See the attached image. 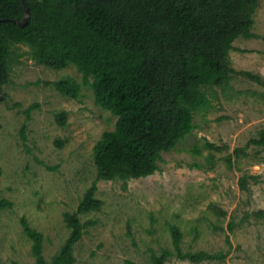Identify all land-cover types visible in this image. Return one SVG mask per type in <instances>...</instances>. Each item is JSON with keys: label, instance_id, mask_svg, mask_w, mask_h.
<instances>
[{"label": "rangeland", "instance_id": "374dc122", "mask_svg": "<svg viewBox=\"0 0 264 264\" xmlns=\"http://www.w3.org/2000/svg\"><path fill=\"white\" fill-rule=\"evenodd\" d=\"M253 20L255 36L237 38L229 53L237 74L224 89L213 88L209 110L194 114L193 130L161 154L157 171L97 181L96 197L103 204L80 216L93 224L74 246V264H151L150 249H172L170 224L181 230L184 251L227 255L199 263L171 257L166 264H264V216L254 215L264 210V147L251 145L239 158L233 154L264 131V87L241 74L264 79V0H258ZM13 50L10 81L0 92L6 95L0 100V198L13 204L0 210V264H35L20 218L43 234L49 261L69 235L63 213L74 211L96 180L93 147L116 118L96 105L87 86L76 100L42 83L63 77L82 83L73 65L55 70L36 64L24 45ZM14 102L22 107L9 108ZM32 104L38 107L26 121L22 110ZM62 111L68 114L63 126L55 119ZM242 177L246 190L239 185Z\"/></svg>", "mask_w": 264, "mask_h": 264}, {"label": "trees", "instance_id": "16d2710c", "mask_svg": "<svg viewBox=\"0 0 264 264\" xmlns=\"http://www.w3.org/2000/svg\"><path fill=\"white\" fill-rule=\"evenodd\" d=\"M0 0V92L10 81L13 48L24 45L30 58L47 68L73 65L82 83L71 77L44 81L60 95L78 99L83 86L90 88L96 105L116 118L93 147L96 180L84 191L77 208L64 212L69 235L48 261L43 256L44 236L23 216L19 222L31 241L35 264H74V246L85 228L80 216L99 211L97 181L145 178L155 173L163 152H169L194 128V114L211 107V91L224 89L236 71L229 53L239 37L250 39L258 0ZM264 87V79L241 72ZM39 84L41 82H35ZM5 98V93L2 94ZM14 102L9 108H21ZM38 107L22 110L29 119ZM67 112L55 113L57 124ZM25 122L20 137L27 140ZM60 143V142H59ZM251 145L264 147V131L251 138L234 156ZM209 149H218L207 143ZM232 157L227 163L231 165ZM247 189L246 178L239 180ZM0 198V210L12 208ZM263 217L264 210L254 213ZM172 249H150L151 264H166L171 257L194 263L224 260L227 253L184 251L183 234L168 225ZM233 229V223L228 224ZM226 243L231 248L229 239ZM11 264H16L15 262ZM124 264H135L126 260Z\"/></svg>", "mask_w": 264, "mask_h": 264}, {"label": "water", "instance_id": "95a60500", "mask_svg": "<svg viewBox=\"0 0 264 264\" xmlns=\"http://www.w3.org/2000/svg\"><path fill=\"white\" fill-rule=\"evenodd\" d=\"M22 2H23V5H24V7H25V14H26V16L23 18V20H22L21 22H18V24L21 25V26H23V25L25 24V22H26V18H27V16H28V9L26 8V6H25L23 0H22ZM1 99H2V96L0 95V100H1Z\"/></svg>", "mask_w": 264, "mask_h": 264}]
</instances>
